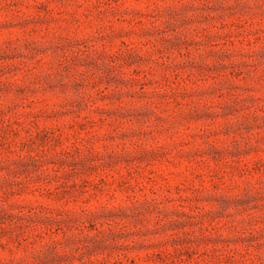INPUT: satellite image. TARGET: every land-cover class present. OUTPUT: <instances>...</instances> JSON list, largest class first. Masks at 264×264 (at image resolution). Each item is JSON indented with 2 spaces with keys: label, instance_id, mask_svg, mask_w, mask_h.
<instances>
[{
  "label": "rangeland",
  "instance_id": "obj_1",
  "mask_svg": "<svg viewBox=\"0 0 264 264\" xmlns=\"http://www.w3.org/2000/svg\"><path fill=\"white\" fill-rule=\"evenodd\" d=\"M0 264H264V0H0Z\"/></svg>",
  "mask_w": 264,
  "mask_h": 264
}]
</instances>
